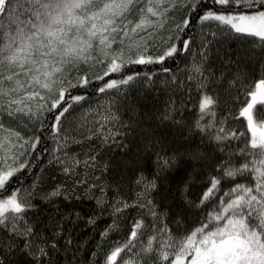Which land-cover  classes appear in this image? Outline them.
Masks as SVG:
<instances>
[{
	"label": "snow or ice",
	"instance_id": "1",
	"mask_svg": "<svg viewBox=\"0 0 264 264\" xmlns=\"http://www.w3.org/2000/svg\"><path fill=\"white\" fill-rule=\"evenodd\" d=\"M230 40L238 49L222 51ZM182 54L191 63L178 81L167 61ZM152 65L161 67L138 70ZM159 72L189 99L194 85L197 118L184 125L169 98L155 119L180 125L181 137L187 127L189 142L157 153L156 174L141 170L126 194L109 178L110 153L113 145L128 151L138 126L123 115L132 87L152 84ZM233 90L239 107L218 115L220 93ZM141 132L150 148L151 129ZM74 144L79 151H69ZM185 155L211 171L176 219L153 194L160 174ZM45 166L62 177L50 190L33 171ZM21 174L34 177L27 187ZM61 197L95 200L100 212L89 226L111 217L88 264H264V0H0V264L17 254L28 264H54L69 251L75 259L69 225L83 219L78 212L56 219L51 232L33 219L37 199ZM122 224L128 231L112 236Z\"/></svg>",
	"mask_w": 264,
	"mask_h": 264
},
{
	"label": "trees",
	"instance_id": "2",
	"mask_svg": "<svg viewBox=\"0 0 264 264\" xmlns=\"http://www.w3.org/2000/svg\"><path fill=\"white\" fill-rule=\"evenodd\" d=\"M238 49V45L235 41H228L222 51H235ZM211 60L216 61V54L213 53ZM191 61L187 57V54H182L175 61H167V65L171 68L178 81L185 80L187 72L185 66L190 64ZM219 68V64L214 65ZM160 65L148 66V68H140V71L157 70ZM249 70L256 69V62L253 60L247 65ZM171 80V74L159 72L157 77L153 78V83L148 84L146 82L137 83L132 87L127 104L131 110H123L125 119L131 117L134 121H137L138 126L135 127L133 134L128 138L129 150L121 151L112 146L110 156L113 160V168L109 174V178L117 180L121 183L122 190L127 194L130 188L135 187L132 181L135 176L139 175L142 170L146 176L152 177L157 172V153L161 155H171L177 149L184 150L189 140L185 139L188 136V128L185 127L184 136L181 137L180 125H172L166 122L161 125L160 122L155 119V116L162 112L169 101V98L175 100V106L179 110L177 112V118L181 119L184 125H190L197 118L198 109L194 106L197 100V94L195 92L194 85H188L192 87L191 98L189 99V93L184 89L177 87L174 84H164L162 81ZM221 101L218 105V115L220 111H227L229 108L236 110L239 105L236 104L233 97L237 95L233 90L231 95L227 92H221ZM225 97L227 100L225 101ZM242 98V97H241ZM183 104L188 105L183 107ZM95 103V101H93ZM235 105V108H234ZM234 127L244 130L240 122L237 121ZM141 129H151L152 146L145 148L146 140L143 138ZM193 142L199 143L198 136L190 137ZM48 148L52 147V142H47ZM80 145H72L69 151H79ZM203 147V146H201ZM39 151V147L37 149ZM105 151H108L105 149ZM45 154V165H46ZM34 172L40 176V188L41 190H50L57 183L62 181V177L58 172L54 171L50 166H45L43 173H38V170L34 169ZM211 169L199 161L189 160L187 156H183L177 160L170 170L162 172L157 180V190L153 194L159 209L168 213L169 216H176V219L182 217L177 213H188V200L196 201L198 197L202 195L205 190V185L208 180ZM24 175V184L27 187L33 180L31 174ZM187 185V191L185 192V186ZM83 196V192H80ZM37 207L35 209V215L33 219L38 221V227L51 232V227L56 219H61L71 214L72 219H75V214L78 212L83 219L77 221L74 225H69V228L73 232L77 247H80V251L76 253L75 259H73V253L69 251L66 255L61 252L54 255V264H88V260L93 251H96L97 243L99 242V233L111 222V217L105 213L97 220V226L92 227L87 224V218L91 215H99L100 210L97 208L94 199H88L84 197L80 200H73L71 203L58 198L55 204H46L42 200L37 199L35 201ZM58 209V210H57ZM195 211V210H192ZM135 215V213H133ZM189 220L192 216L189 215ZM67 223V221H65ZM173 227L175 224L173 223ZM128 231V224H122L119 232H113L111 235L114 237L121 236L124 232ZM82 246V247H81ZM12 264H28V259L23 254H17L12 259Z\"/></svg>",
	"mask_w": 264,
	"mask_h": 264
}]
</instances>
